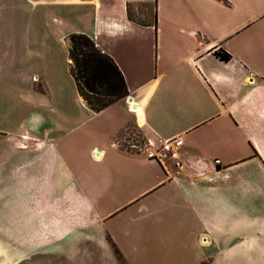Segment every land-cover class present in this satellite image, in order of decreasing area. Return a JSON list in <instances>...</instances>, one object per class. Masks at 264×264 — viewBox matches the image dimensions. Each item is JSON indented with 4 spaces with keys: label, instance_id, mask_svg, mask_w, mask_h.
Masks as SVG:
<instances>
[{
    "label": "crops",
    "instance_id": "1",
    "mask_svg": "<svg viewBox=\"0 0 264 264\" xmlns=\"http://www.w3.org/2000/svg\"><path fill=\"white\" fill-rule=\"evenodd\" d=\"M73 33L115 60L126 97L87 105ZM135 131L180 136L179 158L125 151ZM14 181L37 198L38 233L52 206L60 238L105 193H131L95 213L108 226L137 208L130 225L107 227L115 264H264V0H0V196ZM7 229L0 264L72 263L30 253L27 224L16 238Z\"/></svg>",
    "mask_w": 264,
    "mask_h": 264
},
{
    "label": "rangeland",
    "instance_id": "2",
    "mask_svg": "<svg viewBox=\"0 0 264 264\" xmlns=\"http://www.w3.org/2000/svg\"><path fill=\"white\" fill-rule=\"evenodd\" d=\"M137 134L135 131V133L132 132L126 137H134ZM13 185L12 193H3L0 196V226H8V229L2 232L10 238H16L21 233V230H18L19 225L24 224L25 226L27 224L31 239L30 253L50 259L58 256L62 260L68 258L72 261V263L69 261L71 264H115L111 256L119 257L123 253L107 227L115 228L118 223L119 226L123 227L130 225L133 217L137 215V208L130 207L125 212L116 214L115 218L108 222V226L96 222L95 213H105L115 209V207L126 201L131 193H105L107 198L104 199L103 204L101 203L100 206L95 208V213L85 215L82 220L70 222L68 234L65 236L63 234V237L60 238L58 233L56 234L55 231L53 232L54 229L52 230L54 228L52 206L46 208L45 219L51 227L48 230H51L44 236L42 231L38 233L36 229L40 221L37 198L32 196V192L28 196L22 194L20 182L14 181ZM121 241L124 248L126 247L129 251L132 249V247L126 245L129 241L128 235L121 237Z\"/></svg>",
    "mask_w": 264,
    "mask_h": 264
},
{
    "label": "trees",
    "instance_id": "3",
    "mask_svg": "<svg viewBox=\"0 0 264 264\" xmlns=\"http://www.w3.org/2000/svg\"><path fill=\"white\" fill-rule=\"evenodd\" d=\"M70 70L78 91L87 105L98 112L129 94L125 77L108 54L102 52L95 41L84 33L69 37ZM216 55L228 61L229 53L217 51Z\"/></svg>",
    "mask_w": 264,
    "mask_h": 264
},
{
    "label": "built area",
    "instance_id": "4",
    "mask_svg": "<svg viewBox=\"0 0 264 264\" xmlns=\"http://www.w3.org/2000/svg\"><path fill=\"white\" fill-rule=\"evenodd\" d=\"M118 144L127 152L143 155L151 161L164 163L168 158H179L183 140L180 136L151 139L143 138L137 134L134 137L123 138ZM215 162L218 163L219 159H215ZM176 165L181 166L179 160H176Z\"/></svg>",
    "mask_w": 264,
    "mask_h": 264
}]
</instances>
